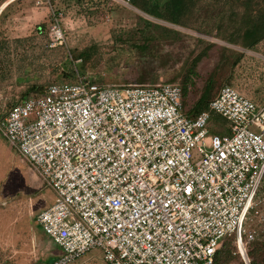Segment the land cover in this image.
<instances>
[{"label": "built area", "instance_id": "obj_1", "mask_svg": "<svg viewBox=\"0 0 264 264\" xmlns=\"http://www.w3.org/2000/svg\"><path fill=\"white\" fill-rule=\"evenodd\" d=\"M50 35L63 43L57 22ZM0 132L54 194L36 218L61 249L51 264L95 248L107 264H213L232 235L249 263L264 228V103L233 86L188 117L179 84L79 76L11 105Z\"/></svg>", "mask_w": 264, "mask_h": 264}, {"label": "rangeland", "instance_id": "obj_2", "mask_svg": "<svg viewBox=\"0 0 264 264\" xmlns=\"http://www.w3.org/2000/svg\"><path fill=\"white\" fill-rule=\"evenodd\" d=\"M255 1L264 8V0ZM0 10V118L11 105L34 93L31 86L73 82L79 76L104 84L177 83L185 87L187 111L215 69L210 98L229 84L256 103H264V40L253 49L227 41L236 28L233 12L242 11L231 0H194L182 25L149 16L128 0L70 4L4 0ZM139 15L174 30L160 37L159 29L144 27ZM55 22L64 41L49 47ZM38 25H42L39 30ZM141 31L145 36L152 31L157 37L145 39ZM199 53L202 56L194 65ZM239 53L241 58L232 65ZM222 54L227 62H219ZM226 123L214 115L209 129L224 133ZM53 198L51 189L0 132V264H51L59 256L61 249L36 220ZM220 249L224 264H246L237 252L235 236L225 238ZM247 253L248 264H264V228ZM69 264L107 263L95 248Z\"/></svg>", "mask_w": 264, "mask_h": 264}, {"label": "trees", "instance_id": "obj_3", "mask_svg": "<svg viewBox=\"0 0 264 264\" xmlns=\"http://www.w3.org/2000/svg\"><path fill=\"white\" fill-rule=\"evenodd\" d=\"M3 1L4 0H0V3H2ZM66 1L68 2V4H70L72 1L82 2V0H66ZM128 1L132 6L136 7L137 9H139L140 11H142L143 13L149 16L159 18L164 21H168L170 23L177 25H182L180 21H182L186 13L189 10H191L194 3V0H128ZM231 1L234 3V5H237V7H241L242 11L239 13L235 11L233 12V14L236 17L234 18V21H236L235 23L236 28L234 33H232V36L229 37L227 41L230 43L239 44L241 47L245 49H253L260 41L264 40V8L262 9L258 8L257 7L258 3L255 0H231ZM139 20L143 22L144 27H146L147 29L148 27L151 28L155 27L156 29H159L158 34H160L159 35L160 37L166 36L170 34L171 31L174 30L164 26L162 28L160 24L153 23L149 19H146L140 15H139ZM41 27L42 25H38V30L41 29ZM141 35L148 40L157 37V34H155L152 31L149 32L148 36H145L146 35L145 31H141ZM231 52H233L232 49ZM81 55L85 56L84 53H82ZM201 56L202 53H199L198 55L195 56L193 60L194 65L201 58ZM241 56L242 53H239L237 59L232 61L231 64L232 65L236 64L241 58ZM224 61L227 62L228 57L222 54L219 62H224ZM92 81L95 80L93 79ZM214 83H215V69L208 76L201 94L195 100L192 107L187 111H185L188 117H194L200 111L207 108L209 101L213 98V97L210 98V92ZM111 85L123 87L128 85H137V84H123V85L111 84ZM138 85L150 86L156 84H138ZM43 88L31 86V89H34V93L40 92ZM181 89L183 95L185 92V87L181 86ZM213 117L214 115L212 116V119ZM222 241L220 242V245ZM220 245L216 250L213 264H224L223 257L221 255L222 251L220 249Z\"/></svg>", "mask_w": 264, "mask_h": 264}, {"label": "water", "instance_id": "obj_4", "mask_svg": "<svg viewBox=\"0 0 264 264\" xmlns=\"http://www.w3.org/2000/svg\"><path fill=\"white\" fill-rule=\"evenodd\" d=\"M2 10V9H1ZM1 10H0V12H1Z\"/></svg>", "mask_w": 264, "mask_h": 264}]
</instances>
